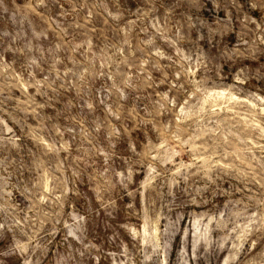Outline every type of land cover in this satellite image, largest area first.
<instances>
[{
  "label": "rangeland",
  "instance_id": "rangeland-1",
  "mask_svg": "<svg viewBox=\"0 0 264 264\" xmlns=\"http://www.w3.org/2000/svg\"><path fill=\"white\" fill-rule=\"evenodd\" d=\"M0 264H264V0H0Z\"/></svg>",
  "mask_w": 264,
  "mask_h": 264
}]
</instances>
